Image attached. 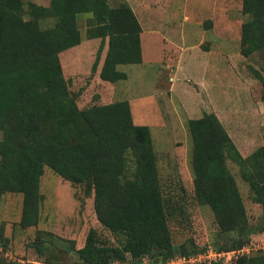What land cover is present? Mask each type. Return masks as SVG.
I'll return each instance as SVG.
<instances>
[{"label":"trees","instance_id":"1","mask_svg":"<svg viewBox=\"0 0 264 264\" xmlns=\"http://www.w3.org/2000/svg\"><path fill=\"white\" fill-rule=\"evenodd\" d=\"M242 1L248 18L241 26L240 52L250 56L264 48V0ZM24 3L0 0V196L22 194L19 225L38 223L39 184L47 166L93 195L97 220L115 238L116 244L102 242L90 228L81 247L72 241L66 249L76 253L80 264L125 262L128 257L132 264H142L144 257L148 264H164L175 255L203 251L192 239L178 246L172 242L167 214L177 208L164 195L148 126L132 122L126 100L80 108L63 74L59 55L81 42L77 18L84 16L91 22L87 38H99L91 71H97L107 45L99 78L125 79L118 65L142 60L141 27L130 7H111L107 0L28 2L26 9ZM46 17L54 18V24L41 29L39 20ZM187 125L194 197L213 213L217 248L247 246L253 233L264 232V147L243 157L213 112ZM228 157L238 163L253 201L262 206L263 219L256 226L249 224ZM0 246L3 251L8 247L1 232ZM33 246L40 256L49 248L39 235ZM0 264L20 263L0 257ZM233 264H264V248L238 256Z\"/></svg>","mask_w":264,"mask_h":264},{"label":"rangeland","instance_id":"2","mask_svg":"<svg viewBox=\"0 0 264 264\" xmlns=\"http://www.w3.org/2000/svg\"><path fill=\"white\" fill-rule=\"evenodd\" d=\"M28 2L48 6L50 0H25V9ZM107 2L111 7L126 3L134 13L144 40L143 61L120 65L125 79L112 84L100 79L98 72L107 45L97 71L92 72L99 38H87L91 22L80 16L81 45L59 55L70 91L80 108L128 102L132 122L149 128L164 195L177 208L167 214L173 244L192 239L205 249L215 248L220 237L213 213L194 197L187 122L213 112L243 157L264 147V82L256 73L264 78V48L250 56L240 52L241 26L248 18L242 0ZM54 21L52 17L42 18L39 26L47 29ZM2 137L0 128V140ZM226 164L235 178L249 224L258 225L263 219L262 206L253 201L238 163L228 157ZM39 185L42 199L38 223L27 228L19 225L22 194L6 192L0 196V232L8 239L6 259H17L20 264H80L76 253L66 248L72 241L76 248L81 247L90 228L96 229L100 241L116 244L111 232L97 220L93 195H87L82 184H72L45 166ZM263 233L251 235L249 254L264 248ZM38 235L49 247L41 256L33 246ZM230 235L233 233L224 238ZM130 260L128 257L122 263L130 264ZM148 263L144 257L142 264ZM233 263L234 259L223 264Z\"/></svg>","mask_w":264,"mask_h":264},{"label":"built area","instance_id":"3","mask_svg":"<svg viewBox=\"0 0 264 264\" xmlns=\"http://www.w3.org/2000/svg\"><path fill=\"white\" fill-rule=\"evenodd\" d=\"M8 252L3 251L2 247L0 246V257L8 258ZM249 249L248 246H243L241 248L237 249H231V250H221L217 247L215 248H207L203 251H198L196 253L190 254V255H175L173 258H171L169 261L165 262L164 264H196V263H210V262H230L231 260L237 258L240 255L248 254ZM11 258V257H10ZM16 260L17 259H12ZM110 264H123L119 260H113ZM130 264H132L130 262Z\"/></svg>","mask_w":264,"mask_h":264},{"label":"crops","instance_id":"4","mask_svg":"<svg viewBox=\"0 0 264 264\" xmlns=\"http://www.w3.org/2000/svg\"><path fill=\"white\" fill-rule=\"evenodd\" d=\"M82 36H81V42L78 44V45H76V46H74V47H72L73 49H71V50H75V49H77L80 45H81V43H82ZM140 43H141V54H142V56H144V40H143V35L140 33ZM142 61H143V57H142ZM122 65V64H121ZM120 67V65H118V68ZM99 76V75H98ZM109 82V81H108ZM109 83H111L112 84V82H109ZM115 84V83H114ZM263 233V232H262ZM264 234V233H263Z\"/></svg>","mask_w":264,"mask_h":264}]
</instances>
